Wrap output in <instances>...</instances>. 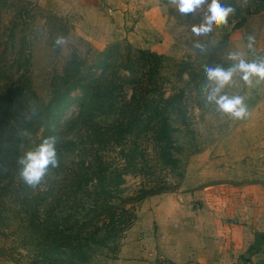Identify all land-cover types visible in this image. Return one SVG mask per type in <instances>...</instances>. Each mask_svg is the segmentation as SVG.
I'll return each instance as SVG.
<instances>
[{
	"label": "rangeland",
	"instance_id": "374dc122",
	"mask_svg": "<svg viewBox=\"0 0 264 264\" xmlns=\"http://www.w3.org/2000/svg\"><path fill=\"white\" fill-rule=\"evenodd\" d=\"M231 1L237 13L227 25L195 36L191 28L203 22L206 5L181 15L170 0H121L118 16L91 15L92 23L98 22L80 29L74 17L31 1L0 0V264L137 261L142 252H153L155 218L168 219L171 212L211 214L235 223L233 218L250 219L255 231L264 229V82L248 87L237 74L225 88L229 96L245 98L249 115L243 120L220 113L205 99L206 66L227 69L233 63L230 52L243 53L248 62L264 57V0ZM249 34L256 37L251 50L245 46ZM59 36L68 38L62 48L55 45ZM195 42H203L205 51L193 47ZM139 51L160 56L158 70ZM73 59L77 65L70 64ZM64 76L73 77L70 84L60 79ZM93 86L104 88L106 97L112 91L115 104L128 102L133 91L143 97L177 96L164 105L176 162L160 160L162 145L152 127L128 139L126 150L134 146L138 161L127 165L111 203L116 223L124 219L122 209L130 219L102 247L93 236H106L108 222L101 211L93 212L96 204L88 197L100 190L96 182L73 184V179L84 177L90 163L97 174L104 165L119 171L128 158L120 149L102 148V134L114 118L106 117L105 107L91 95ZM141 105L149 110L147 103ZM50 136L57 138L58 167L49 166L32 188L20 178L18 160ZM56 214L68 220L62 233L54 229ZM75 234L85 262L76 258L74 241L70 246L63 237Z\"/></svg>",
	"mask_w": 264,
	"mask_h": 264
},
{
	"label": "crops",
	"instance_id": "0c3cea01",
	"mask_svg": "<svg viewBox=\"0 0 264 264\" xmlns=\"http://www.w3.org/2000/svg\"><path fill=\"white\" fill-rule=\"evenodd\" d=\"M34 6L59 16H71L80 29L98 21L109 11L118 16L121 0H28ZM112 4V3H111ZM112 16V17H111ZM92 18V17H91ZM115 18V17H114ZM106 19V18H105ZM106 19V20H108ZM186 213V212H185ZM156 217L159 226L153 252H142L137 261L127 264H264V229H253L250 219L238 223L211 214L190 212L191 215ZM189 214V213H188Z\"/></svg>",
	"mask_w": 264,
	"mask_h": 264
},
{
	"label": "trees",
	"instance_id": "16d2710c",
	"mask_svg": "<svg viewBox=\"0 0 264 264\" xmlns=\"http://www.w3.org/2000/svg\"><path fill=\"white\" fill-rule=\"evenodd\" d=\"M229 2H232L231 0H227ZM141 57L143 59H149L152 62V66L155 70H158L159 64H160V56L156 55L152 52H145V51H139ZM77 65V61H74V59L70 63ZM71 76H64L60 77L64 81L65 84H70V81L73 80V77ZM70 80V81H69ZM71 86L75 87L74 81L71 82ZM72 87V88H73ZM93 90L91 95H94L96 98V101H99V105H102L105 107V116L109 117L112 116L113 122L111 124H108L102 137L106 138L103 142L104 149L112 148L113 149H120L121 150V156H124V164L122 165L119 171H111L110 167L108 165H104L100 172L97 174L95 171H93L94 165L90 163L91 165L89 168H84L85 174L84 177L82 176H76L73 179V184H78L80 182L85 183H92L96 182V189L100 190V192H96L94 190L93 193H91L88 197H92V201H94L95 209L93 206L94 211H101V213L104 215L105 220L108 222L107 227V235L104 237H100L99 235L94 234L95 238V245L96 246H105V242L111 238H116L119 234H121L126 227L128 226V222L130 219V214L128 211H125L124 209L120 210L123 213L124 219L121 221H118L116 223V208L111 203L115 198L117 194L118 188L123 184V174L124 171H127L126 167L127 165H135L138 161V156H136L137 149L134 148V146L130 147L126 150L129 146L128 139L135 134V131H140L141 129H146L149 127L154 128V140H157V145H162V147L159 149V158L160 160L167 165H174L176 162L175 159H173L172 154L169 150V148L172 149L173 140L171 137V131L172 128L169 124L167 115L164 113V105L172 103L176 100L177 96L173 95L169 99H164L162 95L159 96H153V97H143L142 95L138 96L136 94V91H133L131 94V97L128 102H122L115 104V101L112 97V91L107 92L109 96H105L104 93H101L103 89L95 88L94 86L91 87ZM96 89V91H94ZM101 90V91H100ZM107 90V89H106ZM139 97V98H138ZM158 101H160V104H158ZM147 103L150 107L149 110L145 112V110H142V105ZM179 112H183L182 109H179ZM181 116L184 118V114L180 113ZM154 125V126H153ZM74 144H68L65 145L63 148L64 150H69L70 146ZM126 151V152H125ZM97 153V152H95ZM94 153V154H95ZM92 162L95 163V159H92ZM84 164V163H83ZM101 166V165H100ZM89 171H91L89 173ZM123 171V172H122ZM82 175V174H81ZM98 175V177H97ZM84 178V179H83ZM83 179V180H82ZM92 195V196H91ZM97 206V207H96ZM127 215V217H126ZM121 218V217H119ZM56 222L54 224V229L58 233H62L64 231V224L67 223V219H60L58 218L56 214L55 218ZM62 220V221H61ZM61 222V223H60ZM63 235V234H61ZM50 236V235H48ZM67 238L68 242L71 245H73V241L75 243V246L73 247V252L76 256V258L83 259L85 256L84 247L80 245V241H78L79 236L77 234L75 235H65L63 236ZM80 239V238H79ZM77 241V242H76ZM62 247V246H61ZM93 248V247H91ZM86 249V250H90ZM67 249V248H63ZM60 251V250H59ZM58 251V252H59ZM62 253V252H60ZM86 261V258L83 259V262Z\"/></svg>",
	"mask_w": 264,
	"mask_h": 264
},
{
	"label": "clouds",
	"instance_id": "9594fccd",
	"mask_svg": "<svg viewBox=\"0 0 264 264\" xmlns=\"http://www.w3.org/2000/svg\"><path fill=\"white\" fill-rule=\"evenodd\" d=\"M170 3L178 8L181 15L196 13L202 5L207 6V14L203 16V22L191 28L195 36H208L215 27L227 25L229 17H234L237 13V9L227 0H170ZM246 39L245 46L250 50L253 49L256 44L255 35L249 34ZM67 43L68 38L64 36H59L55 40L57 47L62 48ZM193 47L205 51L203 42H195ZM228 60L233 63L227 69L221 66L205 67L208 81L204 87L205 99L208 103H214L220 113L235 120H243L249 115L245 98L241 95L229 96L224 90L234 82L237 74L248 87H253L254 82L257 84L264 82V57L248 62L243 53L230 52ZM56 144V137H47L35 150L29 151L18 160V164L22 165L19 175L26 185L35 188L41 183L49 166L58 167Z\"/></svg>",
	"mask_w": 264,
	"mask_h": 264
}]
</instances>
